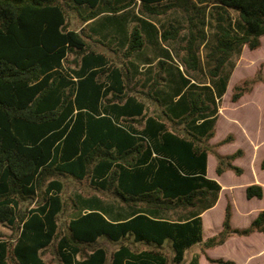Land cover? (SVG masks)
<instances>
[{
	"label": "trees",
	"instance_id": "trees-1",
	"mask_svg": "<svg viewBox=\"0 0 264 264\" xmlns=\"http://www.w3.org/2000/svg\"><path fill=\"white\" fill-rule=\"evenodd\" d=\"M170 12L180 19L151 22ZM262 37L264 0H0V227L12 233L0 235V264H199L198 256L186 263L196 245L264 234V208L239 229L227 202L221 231L205 241L202 220L222 190L207 177L209 154L218 176L243 174L234 164L242 149L221 155L209 141L235 58L245 46L259 49ZM155 41L174 56L165 49L148 91L137 95L133 85L146 83L134 79L142 72L133 60ZM165 74L167 84L175 76L181 84L161 101V114L149 115L141 98L157 101L150 92ZM193 74L208 82L192 83ZM258 82L261 71L233 88L232 102ZM233 141L229 134L216 147ZM68 180L117 201L127 215L76 208L62 224ZM245 197L264 199V188L250 185ZM105 241L119 246L110 257ZM47 251L55 263L43 258Z\"/></svg>",
	"mask_w": 264,
	"mask_h": 264
},
{
	"label": "rangeland",
	"instance_id": "rangeland-1",
	"mask_svg": "<svg viewBox=\"0 0 264 264\" xmlns=\"http://www.w3.org/2000/svg\"><path fill=\"white\" fill-rule=\"evenodd\" d=\"M180 16L181 14L170 12L169 16L163 17V20H179ZM73 21V27H79V21L77 19H73ZM208 34L210 35V30ZM204 50L202 49V55L205 53ZM235 63L228 92L220 105L222 117L217 124L214 137L217 142L210 140L209 145L215 150L219 149L222 155H229L242 149L245 155L237 158L234 164L243 169V174L237 176L229 170L222 176H218L216 174L217 159L214 155H210L208 177L218 181L222 186V191L216 206L202 216L204 241L221 231L227 202H231L233 206L232 226L239 229L248 227L264 208V199L247 200L245 197V190L250 185L258 184L264 188V170L260 166L264 159V83L258 82L251 93L245 94L237 103H233L231 100L234 86L240 85L246 80H252L259 71L264 77V38L263 45L257 50L251 51L245 46L240 57L235 58ZM229 134H232L235 140L219 148L216 147ZM80 193L83 196L96 194L71 180L66 182L64 196L68 202L70 199H75V195ZM100 196L106 202H112L106 196ZM35 205L36 203L33 202L31 208ZM67 212L69 211H66L61 218L62 224L69 219ZM176 216L177 214L168 215L170 218ZM11 234L10 229L0 227L2 238L5 237L6 240H9ZM105 246L110 249L115 248L108 242L105 243ZM195 256L199 257V264H211L207 261V257L231 260L235 264H264V234L254 233L249 237L232 236L224 245L213 249L204 250L202 245H196L186 253V263H189ZM43 258L47 262H56L51 251H47Z\"/></svg>",
	"mask_w": 264,
	"mask_h": 264
},
{
	"label": "crops",
	"instance_id": "crops-1",
	"mask_svg": "<svg viewBox=\"0 0 264 264\" xmlns=\"http://www.w3.org/2000/svg\"><path fill=\"white\" fill-rule=\"evenodd\" d=\"M137 13V12H136ZM165 16H158L156 18H153L152 19V23H154L157 27H159L161 25V23H165L166 20H163ZM263 38L262 37V45H263ZM156 45H152V42H149L147 43V45L145 46V48L143 49L142 52H139L137 53L136 57L134 58L133 62L135 64V66H137L140 70V72H142L141 75H136L135 76V80H138V79H142V84L146 83V87H143L144 85H139V84H134L133 87H132V91L131 92H136V94H141L143 92H147L148 91V88L147 86L152 82L153 78H154V74L156 72L155 70V64L157 63L158 60L160 59H163L166 57L167 53L165 52V49H169L172 56L173 55V51L171 50V48L168 46V44L166 43H162L161 41L158 42V41H155ZM244 49V48H243ZM175 54V53H174ZM148 68H151L152 71L151 72H148L147 69ZM180 69L182 70L183 68L180 67ZM145 71L148 72V74H145ZM233 74V73H232ZM186 77V75H184ZM232 77V75H231ZM229 79V82H228V85H227V90H226V93L228 92V87H229V84H230V81H231V78ZM165 78H166V74H165ZM189 78L192 80V83H197L199 84L200 82H208V79L207 77L205 78V76H202L200 74H193V75H190ZM133 80V81H135ZM167 78L165 79V81L159 85L155 90H152L150 93L153 95L154 94V97L157 99V101H152V100H149L145 98H141V101L146 105V108H147V113L149 115L151 114H161V112L165 109V105H162L161 104V101H164V97H173L174 96V89H175V86H176V82L178 83V85L181 84V78L179 76H175L173 77V83H172V80H171V83L167 84ZM208 84V83H207ZM209 85V84H208ZM235 87V86H234ZM233 87V88H234ZM225 93V94H226ZM143 94H146V93H143ZM225 94L223 95V97L225 96ZM142 96V95H141ZM223 97L221 99V101L223 100ZM220 105H221V102H220ZM183 110V109H182ZM221 106L219 107V114H218V119H217V122H216V126H215V136H216V127H217V124L219 122V120L221 119ZM164 121H166L167 124H171V122H169L167 119H164ZM138 127V126H137ZM140 128V127H139ZM214 136V137H215ZM222 140V139H221ZM234 140H235V137H234ZM211 141H214V142H217L216 140H214V138L211 139ZM209 141V142H211ZM220 141V140H219ZM219 148V147H218ZM217 152L220 154L219 152V149H216ZM235 153V152H234ZM233 154V153H232ZM210 155H213V154H209L208 156V161H207V177H208V163H209V160H210ZM222 155V154H221ZM230 155V154H229ZM222 176V175H221ZM209 178V177H208ZM218 182V181H217ZM219 183V182H218ZM222 187V186H221ZM222 191V190H221ZM96 194L92 195V196H83L82 193L80 194H76L75 195V199H73L75 201V206H76V203H77V206L74 207V203L73 201H70L68 202L67 201V206H68V210L69 212L68 213V218L66 223L69 222L72 218L76 217L77 214L75 213H78V212H75L74 210L76 208H80V210L82 209V213L84 214L85 212L89 211V209H94V208H105L109 210V213L107 214L108 216L110 217H113L115 218L116 217V212H120L122 215L126 216L127 215V209L125 206H122L121 204H119L117 201H114L112 199V202H106L100 195H102L101 192H98V191H94ZM221 193V192H220ZM79 196L81 198H79ZM93 196H96L98 198H100L101 200H103L102 202V206L101 207H93V205H88V203H86L87 200H89L90 198H92ZM103 196V195H102ZM220 197V195H219ZM219 200V199H218ZM218 202V201H217ZM96 205V204H95ZM106 206H109L106 208ZM216 206V205H215ZM214 206V207H215ZM213 207V208H214ZM212 209V208H211ZM210 210V209H209ZM103 211V210H102ZM207 212V211H206ZM204 212V213H206ZM203 213V214H204ZM172 214V213H171ZM202 214V216H203ZM168 213H166V215H164L163 217L164 218H168V219H172V220H177L179 217L178 215L174 218H170L168 217ZM203 220V218H202ZM203 231H204V225H203ZM204 240V239H203ZM108 242V241H105V243ZM104 243V245H105ZM109 243V242H108ZM111 246H115L114 249H110V247H107V252H108V256L110 257L117 249L119 246L117 245H114V244H111L109 243ZM146 248H141V249H138L136 250L135 248H133L134 251H143L145 250ZM171 254V253H170ZM111 261V260H109Z\"/></svg>",
	"mask_w": 264,
	"mask_h": 264
}]
</instances>
